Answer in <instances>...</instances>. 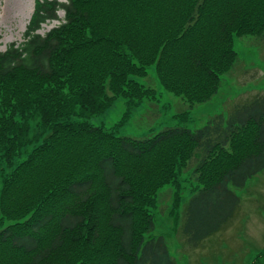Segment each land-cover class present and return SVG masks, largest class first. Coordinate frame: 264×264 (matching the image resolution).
Instances as JSON below:
<instances>
[{
    "label": "trees",
    "instance_id": "trees-1",
    "mask_svg": "<svg viewBox=\"0 0 264 264\" xmlns=\"http://www.w3.org/2000/svg\"><path fill=\"white\" fill-rule=\"evenodd\" d=\"M263 32L264 0H35L23 41L0 50V216L15 222L0 264H180L151 210L194 151L178 234L196 247L227 227L235 189L264 169V93L145 137L86 117L153 96L139 81L152 65L165 90L207 101L238 59L233 37Z\"/></svg>",
    "mask_w": 264,
    "mask_h": 264
},
{
    "label": "rangeland",
    "instance_id": "rangeland-1",
    "mask_svg": "<svg viewBox=\"0 0 264 264\" xmlns=\"http://www.w3.org/2000/svg\"><path fill=\"white\" fill-rule=\"evenodd\" d=\"M34 4L35 0H0L1 51L11 43L23 41L29 22L24 24L22 19L31 5L33 12ZM5 7L8 8L6 13ZM57 15L58 19L43 23L38 32L44 34L59 25L64 11L59 10ZM233 47L238 56L235 66L221 76L217 91L207 101L191 105L183 96L165 90L152 65L147 67L146 75L139 81L153 89V96L143 98L131 109L127 108L123 97H117L111 106L89 115L86 120L116 135L132 137L150 136L168 127L198 129L213 115L226 114L234 104L264 93V32L261 35L234 36ZM194 164L195 151L175 182L160 191V204L151 210L156 223L153 234L164 236L169 252L180 264H264V253L261 254L264 251V169L251 177L244 187L235 189L240 200L230 224L203 239L196 247H191L178 232L183 220L184 203L193 187L191 170ZM8 171L9 168H6ZM174 190H182L181 200L171 199ZM13 223V220L0 216V227Z\"/></svg>",
    "mask_w": 264,
    "mask_h": 264
},
{
    "label": "bare ground",
    "instance_id": "bare-ground-1",
    "mask_svg": "<svg viewBox=\"0 0 264 264\" xmlns=\"http://www.w3.org/2000/svg\"><path fill=\"white\" fill-rule=\"evenodd\" d=\"M14 2H15V1H14ZM15 3H18V2H15ZM22 6H23V4H22ZM7 9H8V8L5 7V9H4V12H5V13L7 12ZM31 10H32V5L30 6L29 10L26 12L24 20L22 19V22H23L24 24H26L27 22H29V20H30V18H31V14H32Z\"/></svg>",
    "mask_w": 264,
    "mask_h": 264
}]
</instances>
